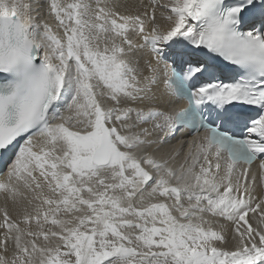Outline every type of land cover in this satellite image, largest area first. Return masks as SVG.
Wrapping results in <instances>:
<instances>
[{
    "label": "snow or ice",
    "instance_id": "1",
    "mask_svg": "<svg viewBox=\"0 0 264 264\" xmlns=\"http://www.w3.org/2000/svg\"><path fill=\"white\" fill-rule=\"evenodd\" d=\"M0 158V264H264V0H0Z\"/></svg>",
    "mask_w": 264,
    "mask_h": 264
},
{
    "label": "bare ground",
    "instance_id": "2",
    "mask_svg": "<svg viewBox=\"0 0 264 264\" xmlns=\"http://www.w3.org/2000/svg\"><path fill=\"white\" fill-rule=\"evenodd\" d=\"M127 9L130 10L131 8H128V7H127ZM178 146H179V145H178L177 143H174L173 145L168 146L167 150H168L170 153H173L174 151H176V149L178 148ZM175 160L178 162V164H179V162L181 161L180 159H176V158H175Z\"/></svg>",
    "mask_w": 264,
    "mask_h": 264
}]
</instances>
